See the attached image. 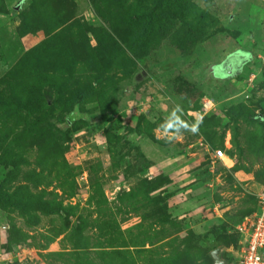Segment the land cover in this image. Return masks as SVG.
Returning a JSON list of instances; mask_svg holds the SVG:
<instances>
[{
	"label": "rangeland",
	"instance_id": "374dc122",
	"mask_svg": "<svg viewBox=\"0 0 264 264\" xmlns=\"http://www.w3.org/2000/svg\"><path fill=\"white\" fill-rule=\"evenodd\" d=\"M261 186L264 0H0V264H231Z\"/></svg>",
	"mask_w": 264,
	"mask_h": 264
},
{
	"label": "built area",
	"instance_id": "2783aa9c",
	"mask_svg": "<svg viewBox=\"0 0 264 264\" xmlns=\"http://www.w3.org/2000/svg\"><path fill=\"white\" fill-rule=\"evenodd\" d=\"M200 106L204 111H209L213 103L207 97H202ZM212 154L216 159L227 156L223 148H215ZM255 195L257 210L246 215L236 226L240 254L231 264H264V186H261Z\"/></svg>",
	"mask_w": 264,
	"mask_h": 264
},
{
	"label": "clouds",
	"instance_id": "9594fccd",
	"mask_svg": "<svg viewBox=\"0 0 264 264\" xmlns=\"http://www.w3.org/2000/svg\"><path fill=\"white\" fill-rule=\"evenodd\" d=\"M183 108L180 104H175L170 113L167 115L166 119L162 122L160 127L167 134L169 140L175 139L178 135L182 134L184 131L197 132V125H189L183 118Z\"/></svg>",
	"mask_w": 264,
	"mask_h": 264
},
{
	"label": "flooded vegetation",
	"instance_id": "af4514ba",
	"mask_svg": "<svg viewBox=\"0 0 264 264\" xmlns=\"http://www.w3.org/2000/svg\"><path fill=\"white\" fill-rule=\"evenodd\" d=\"M242 56L243 55H238L237 58L232 60L230 64L227 63L229 59L226 62H224L223 64H221L225 68V73H224L225 76L232 75L234 73L235 69H237V67L240 66V64H241L240 59Z\"/></svg>",
	"mask_w": 264,
	"mask_h": 264
},
{
	"label": "trees",
	"instance_id": "16d2710c",
	"mask_svg": "<svg viewBox=\"0 0 264 264\" xmlns=\"http://www.w3.org/2000/svg\"><path fill=\"white\" fill-rule=\"evenodd\" d=\"M256 202H257V198H256ZM257 207H258V204L256 203V210H257ZM256 210H255V211H256ZM255 211H254V212H255ZM251 214H252V213H251ZM248 215H250V214H248ZM237 237H238V238H237V240H238V239H239V235H238V233H237ZM237 242H238V241H237ZM263 253H264V250H263Z\"/></svg>",
	"mask_w": 264,
	"mask_h": 264
},
{
	"label": "water",
	"instance_id": "95a60500",
	"mask_svg": "<svg viewBox=\"0 0 264 264\" xmlns=\"http://www.w3.org/2000/svg\"><path fill=\"white\" fill-rule=\"evenodd\" d=\"M227 60V59H226ZM226 60H225V62H226ZM241 63H242V60H241Z\"/></svg>",
	"mask_w": 264,
	"mask_h": 264
}]
</instances>
